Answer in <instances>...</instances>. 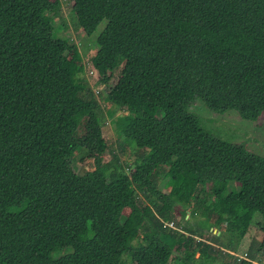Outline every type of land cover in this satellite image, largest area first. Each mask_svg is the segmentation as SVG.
<instances>
[{"label":"trees","instance_id":"1","mask_svg":"<svg viewBox=\"0 0 264 264\" xmlns=\"http://www.w3.org/2000/svg\"><path fill=\"white\" fill-rule=\"evenodd\" d=\"M61 6L0 0V264H254L236 253L257 213L264 264V158L189 112L264 118V0H70L83 35L106 21L91 66L125 148L107 163L81 52L53 36ZM176 208L226 243L172 229Z\"/></svg>","mask_w":264,"mask_h":264},{"label":"rangeland","instance_id":"2","mask_svg":"<svg viewBox=\"0 0 264 264\" xmlns=\"http://www.w3.org/2000/svg\"><path fill=\"white\" fill-rule=\"evenodd\" d=\"M52 17L55 28L53 34L54 39L70 41L76 44L81 52L83 62L86 65L84 77L87 79L88 87L99 104L101 111L99 114L101 131L104 141L108 145V149L103 154L102 160L104 163H107L112 159V156L109 154L111 150L118 154L125 148L122 138L117 133L115 123L118 117L123 114V111L104 101L109 86L96 84L98 75L91 66V59L98 51L97 39L105 28L106 21H103L90 36L83 35L76 23L74 15L71 13L70 0H62L61 8L58 13ZM113 83L114 80L111 81V84ZM189 112L199 118L201 126L213 137L234 145H243L247 151L264 158V118L258 123L253 124L240 119L236 112L215 115L198 100L189 107ZM118 157L121 160L120 163H123V157L121 155H118ZM71 168L76 174L82 175L93 169V162L86 158L84 152H81L71 161ZM162 191L164 193L167 192L164 187ZM180 210L181 208L175 209V221L174 224L170 226L172 229H176L180 232L188 229L195 230L199 234H202L204 238L210 240L215 246L221 247L226 243L227 235L218 232L215 228L209 227L208 225L204 226L202 221L198 219H189L188 215L183 216ZM259 223L261 224L262 220L257 213L254 216L250 231L240 243L236 253V256L239 258H244L247 254L252 256L254 264H263L258 261L260 256L257 251L261 239ZM198 256L197 254L196 258ZM205 264H209V262ZM211 264H221V262H214Z\"/></svg>","mask_w":264,"mask_h":264},{"label":"built area","instance_id":"3","mask_svg":"<svg viewBox=\"0 0 264 264\" xmlns=\"http://www.w3.org/2000/svg\"><path fill=\"white\" fill-rule=\"evenodd\" d=\"M170 226H172V225L170 224Z\"/></svg>","mask_w":264,"mask_h":264}]
</instances>
